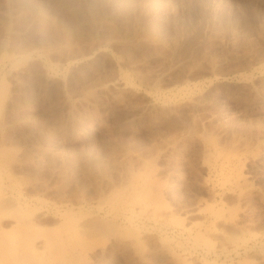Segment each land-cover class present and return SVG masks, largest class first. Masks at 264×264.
Masks as SVG:
<instances>
[{
    "label": "rangeland",
    "instance_id": "obj_1",
    "mask_svg": "<svg viewBox=\"0 0 264 264\" xmlns=\"http://www.w3.org/2000/svg\"><path fill=\"white\" fill-rule=\"evenodd\" d=\"M1 80L0 238L264 264V0H0Z\"/></svg>",
    "mask_w": 264,
    "mask_h": 264
},
{
    "label": "bare ground",
    "instance_id": "obj_2",
    "mask_svg": "<svg viewBox=\"0 0 264 264\" xmlns=\"http://www.w3.org/2000/svg\"><path fill=\"white\" fill-rule=\"evenodd\" d=\"M8 93V84L4 81H0V99H4ZM214 144V142H213ZM246 181V180H245ZM243 182V181H242ZM150 183V182H149ZM239 184V183H238ZM243 184V183H242ZM143 189V188H142ZM152 189V188H151ZM145 190V189H143ZM149 190V189H148ZM149 190L148 192H150ZM153 191V190H152ZM150 194V193H148ZM152 194V193H151ZM157 194V192H156ZM141 195V193H140ZM147 196V193L146 195ZM152 196V195H151ZM157 196V195H156ZM160 199V195L158 196ZM139 198H141L139 196ZM148 198V197H147ZM157 198V197H156ZM149 200V199H148ZM155 201V200H154ZM160 201V200H159ZM115 205V204H114ZM18 219V217L16 216ZM23 223V222H22ZM20 224V223H19ZM24 224V223H23ZM29 224V223H26ZM36 225V224H35ZM8 232V231H7ZM6 232V233H7ZM38 232V230L36 231ZM34 232V233H36ZM2 233V232H1ZM0 233V235H2ZM4 233V232H3ZM23 233V232H22ZM32 233V234H34ZM41 235V234H40ZM43 235V234H42ZM31 237V236H30ZM49 234L48 240L45 243L44 251H38L37 249L30 247L26 250L19 251L12 242L11 239L0 238V257L5 259L6 264H44L47 260L44 257L46 251H51L54 256L61 255L63 250V245L58 242L55 238H52ZM25 238V237H24ZM29 240V239H28ZM24 243V242H23ZM32 246V245H30ZM63 257V256H62ZM45 258V259H44ZM64 258V257H63ZM73 260V259H72ZM77 260V259H76ZM63 261V260H62ZM68 261L67 258L64 259L65 264ZM76 263V262H75ZM79 263V262H78ZM69 264V263H68ZM71 264V263H70Z\"/></svg>",
    "mask_w": 264,
    "mask_h": 264
}]
</instances>
